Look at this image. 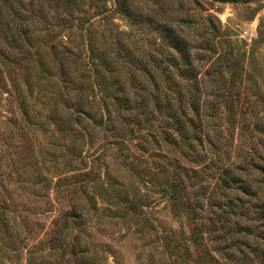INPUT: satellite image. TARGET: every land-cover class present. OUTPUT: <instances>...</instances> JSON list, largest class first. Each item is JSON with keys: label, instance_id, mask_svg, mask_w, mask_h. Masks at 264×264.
<instances>
[{"label": "rangeland", "instance_id": "obj_1", "mask_svg": "<svg viewBox=\"0 0 264 264\" xmlns=\"http://www.w3.org/2000/svg\"><path fill=\"white\" fill-rule=\"evenodd\" d=\"M216 87L210 127L257 149L228 233L208 200L235 153L173 117ZM263 171L264 0H0V264H264Z\"/></svg>", "mask_w": 264, "mask_h": 264}, {"label": "trees", "instance_id": "obj_2", "mask_svg": "<svg viewBox=\"0 0 264 264\" xmlns=\"http://www.w3.org/2000/svg\"><path fill=\"white\" fill-rule=\"evenodd\" d=\"M179 43V42H177ZM165 84H162V86L157 85L158 88H162L164 87ZM220 89L219 87H216L215 92L213 94V100L205 103L207 105V109L205 110V104L202 106L199 105L198 100H192L193 101V112H191L188 109H183L177 112V114L175 116H173L177 122V127L178 130L180 131V133L185 137L187 136V138L189 139V144H190V149H193L194 146L199 144L197 143V138H198V133L202 136L201 131L203 129H205V126H209V128H211L210 126H216L213 123V120L218 117L217 111L219 110V98L221 97V94L219 93ZM156 94L159 96L160 92H156ZM168 95V94H167ZM197 95V94H195ZM157 98V104H158V109L162 110L163 106L164 108L167 107V109H172V103L168 102V104H164V98L162 96ZM195 98V97H194ZM205 102V101H204ZM219 104V105H218ZM197 106L200 108H197ZM166 109V108H165ZM209 120V125L207 124V121ZM211 122V123H210ZM243 128V126H242ZM213 135H214V139L215 141L220 142V146L221 144H223V142H227L225 144L226 148L228 149L225 152H221L218 155L219 156H224L225 159H229L232 156V153H235V155L232 158V162L222 171V173L220 174V182H217L215 188L210 191L209 193V197L210 200H208V202L210 203V207H216V209H218L219 211L223 212V214L221 215L222 218V223H221V229L222 232L225 233L229 228L228 225L229 223H232L235 221L238 223L237 219H240L239 216H241L242 218L245 216V211H243L242 213L238 214V216H236L235 218H233V216H235V211H234V207H238L239 203L243 200L244 203V198L241 196V193L247 194L249 196H253L255 194L254 189L250 186L251 182L249 179H247L249 177L248 172L250 171V167H256L255 165H257L256 161H255V153L254 151H256L257 149L252 148V147H246V149H248L249 151L247 152V158H244L243 160L241 159V156H243V151L244 148H239L238 151H236L237 149V144H234L233 142H228L229 140H225L224 139V135H223V130H219V129H213ZM193 133V134H192ZM207 135V132H205ZM205 133L203 134L205 137ZM203 137V136H202ZM204 138V137H203ZM200 141L202 142V140L200 139ZM165 143H174L176 144V141L171 138V136H167L165 138ZM208 145L212 146V148L217 149V147H215V143L213 140H209L208 139ZM193 151H196L195 149H193ZM162 153L164 154L163 156L165 157H171V159L173 158L175 161L180 160L179 156H175V154H169V151L167 152V150L162 151ZM231 153V154H230ZM180 166V165H179ZM179 166H177L179 169H181ZM183 168L185 170H187L186 166H183ZM182 170V169H181ZM185 172L186 175H189L188 171H183ZM264 172V171H263ZM174 177L178 176V178L180 177V173L179 171H174L173 174ZM198 175L195 174V177H197ZM180 182H182V180H180ZM171 187H173V190H171ZM176 185L171 184L166 186V189L168 191V193H170V198L172 199V201L174 200V198H176L175 196V189ZM178 187V184H177ZM184 188V187H183ZM180 189H182V187H180ZM197 196V195H196ZM176 201V200H175ZM174 207L177 205V202H173ZM245 207V203L244 205L241 206V208L243 209ZM257 207V213L259 218L260 217H264V205H256ZM242 211V210H241ZM236 224V223H235ZM212 230L213 231L214 225L212 224ZM226 230V231H224ZM228 233V231L226 232ZM261 233V232H260ZM193 238L195 241L199 242L200 238H201V230H195L193 232ZM232 239L230 242L233 245H237L236 247L243 245V244H248L251 243L249 240H244V241H239L236 240L230 236H222L221 241H229V239ZM237 239H240V236L237 235L236 236ZM228 243V242H226ZM226 247H229L228 245H226ZM253 252L258 253V251L262 252V255L264 256V249H260L259 244H255L254 247H252ZM249 252H245L243 254V256H248ZM233 254H231L230 256H233Z\"/></svg>", "mask_w": 264, "mask_h": 264}]
</instances>
